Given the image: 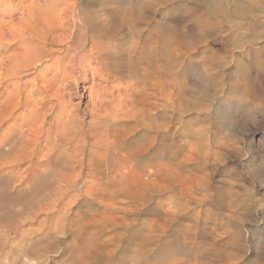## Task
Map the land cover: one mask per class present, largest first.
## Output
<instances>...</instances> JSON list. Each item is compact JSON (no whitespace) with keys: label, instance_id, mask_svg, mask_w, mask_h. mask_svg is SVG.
<instances>
[{"label":"bare ground","instance_id":"bare-ground-1","mask_svg":"<svg viewBox=\"0 0 264 264\" xmlns=\"http://www.w3.org/2000/svg\"><path fill=\"white\" fill-rule=\"evenodd\" d=\"M163 1H167V0H163ZM163 1H160V2H163ZM160 2H157V1L141 2L139 0H0V131L4 127V130L2 132H0V252L1 251L5 252L4 253L5 258L7 257L8 253H11V251L8 250L9 248L8 249L6 248V245H11L10 243L8 244L9 241L13 242V241H11L12 239L10 240L11 235L14 236V237L12 236V238H13V240H15L14 239L16 237L15 235L19 234L18 233L19 232V226L22 223V221L24 219H26V217L28 218V220H30L29 219L30 217H32V219L35 220L34 218H36V216H38V213L41 212V215L43 213V215L45 214L46 217L50 218L56 213L59 214V211H61V213L63 212V215L60 213L62 216L60 217V220L57 221V226H60L61 223L66 221V218L68 219V216L66 217V215H68L70 213V211H71L70 214H72L73 216L77 215L78 212L76 211L77 212L76 213L75 212L76 209L74 210V208L79 206L81 203H83L84 200H88L89 198H91L92 203H90L87 210L93 211L94 208L97 209L96 208L97 205L101 207L102 205H100V204L104 203V194L106 193V191H130L132 189L137 188V185H135V184L131 185V184L124 183L123 178H125V176H126L125 175V169H127V168L132 167L133 168L132 173L134 171L135 172L137 171L138 175L142 176L143 179H145V177L151 178V175L158 174L162 177L160 179L161 180L164 179L165 182H168V177H171V175H175V173L177 172L176 169H177L178 163H177V165H175L176 166V168H175V167H173L172 164L169 165L168 160H167V158L169 156L166 158L169 150L167 151V149L162 145V144H164V142L167 139L165 137H164L165 138L164 142H163V140L160 141V142H163V143H161V145L163 146L164 150L162 152V156H161V154H158L162 157V159L160 158L161 161H159V163H157V165H159V167L153 168L152 167L153 165L152 166L149 165L148 167H146L143 170L138 169L139 168L138 163L141 160L142 153H141V156L139 154L137 155L135 153L137 151H139L140 149H144L146 154H149L151 152V150H155V149H152V147L149 144H144L141 148L140 147L141 145L139 146L138 143H134L133 145H131L128 148L129 151H131L130 152L131 156H130V159H127L128 161L127 160L125 161L127 163L126 164H120L118 162V160H120L122 158V157H120V155L122 153L120 151L123 150L122 140L125 139L124 137H126L127 139H130L131 137L133 138L134 137L133 135H135L138 132L137 130H134V132H133L134 128L132 129V132L129 130L126 131V129L124 128V126H126V125L123 126L122 123L127 122V121L137 122L140 120L139 119V113L142 111L135 110V108L137 109L136 106H138L139 104L135 106V102L133 101V99L136 96L135 94H137L136 93L137 90L139 89V91H140V87H141L140 85H141V83H143V81L141 79H146V76H147L148 77L147 80L149 78L154 80V81H152V83H154V82L157 83L156 81H158V80L161 81L162 84L157 83V86L154 84V86H156L154 88H157V87L160 88V90L158 92H160L163 95V97L165 98L168 95V89H167L166 83L169 79V76H171V74L173 73L172 71L174 69H176V67H177L176 62H174L176 64V65L174 64L175 68L173 67V70L171 69V67L173 66V63L171 65L170 59H172L171 57H173L172 56L173 53L178 52V51L174 52V49L178 46H175V48H173V53H170L172 51V43H173L172 41L175 37L173 38V36H171L172 31H171V29H169V27L171 25L167 26L166 21H164L168 18V13L170 11L169 12H167V10L161 11V15L163 16V18H162L163 22L161 24L160 23L159 24L162 26L156 27V29H154L155 26L151 27V24L153 25V21H154V20H152V18H154V15L157 11V6L160 4ZM205 2L208 3L207 0H205ZM214 2H215L214 4H216L218 14L226 12L225 11L226 10V1L225 0H214ZM164 5L165 4H163V6ZM167 8H169V7L167 6L166 9ZM156 21H158V20H156ZM159 22H160V20H159ZM205 22H208V21H205ZM141 24H143L144 27H141ZM155 24L157 25V23H155ZM208 25H210V22L206 26L208 27ZM211 26L215 27L216 24L211 23ZM205 28L206 27H204V29ZM249 29L252 30V27L248 28V30ZM208 30H210V28ZM208 30H207V32H208ZM211 30L214 31V28ZM144 32L148 33V35L146 33L147 36L144 35L145 37L143 36ZM174 33L172 35H174ZM184 33H185V31H184ZM203 33H206V32L203 31ZM176 34H177V32H176ZM176 34L174 36H176ZM183 35L177 34L176 40L178 41L179 37H181ZM205 35L206 34H204V36ZM181 38L184 39L185 37H181ZM179 40L181 42H184L181 39H179ZM186 41H188V40L186 39ZM174 42H175V40H174ZM178 43L179 42H177V44ZM177 49L180 50L179 47ZM170 54H172V55H170ZM206 54L208 55L209 53H206ZM215 55H217V54H215ZM204 57H207V56L205 55ZM212 57L210 56L209 58H212ZM215 58H217V59H215L217 61L220 60L219 59L220 57L218 58V56H216ZM204 60L205 59H203V61ZM212 60H214V57ZM217 61H215V62H217ZM221 61H222V59H221ZM222 62H220V63H222ZM218 64H219V62H218ZM204 65H205V63H204ZM209 66H210V62H209ZM211 66H212V64H211ZM180 67H178V68H180ZM222 67H224V66H222ZM200 68H198V69H200ZM210 68H212V67H210ZM213 68L215 69V67H213ZM180 69H178V71ZM193 69L195 70V68H193ZM193 69L191 68V70H193ZM208 69H209V67H208ZM142 70H145L146 73L144 74V72ZM202 70H203V68L201 69V71ZM176 71H177V69H176ZM176 71L174 74L177 73ZM201 71H200V73H203ZM185 72H186V70H185ZM185 72H184V74H185ZM187 72H188V70H187ZM190 72L191 71H189V73ZM206 73H207V75H209L208 72H206ZM240 73H241L242 77H240L241 79H239V80H242L245 83L244 85L246 88L245 89L243 87L244 85L242 84L243 89H245V91H246V92L244 91V93H246L244 96L248 95L247 97H249V98L250 97L251 98L252 97L257 98L258 97L257 99L262 98V100H263V95L259 92L260 90L254 88L252 86V82L250 81L249 77L247 76L248 72L245 73L244 71H240ZM180 74H178V75H180ZM174 76L177 77V74ZM191 76H194V75L192 74ZM208 78H210V77H208ZM178 81H175V82H178ZM190 81L192 82V80H190ZM144 83H145V80H144ZM144 83H143V85H144ZM185 83H186V81H184V84ZM194 83H193V86L196 85V84L194 85ZM239 83L241 84V82L238 81L237 84H239ZM179 84H181V83H179ZM152 85H149V86H152ZM203 85H205L207 88L206 84H203ZM149 86H148V84L147 85L145 84V87L149 88ZM198 86H197V89L199 87H201V86H199V87ZM176 87H177V85H176ZM184 87H186V85ZM239 88H238V90L240 92L241 88L240 89ZM171 89H172V87H171ZM182 89L187 90L185 88H182ZM142 90H144V89H142ZM151 90L148 91V93L151 92ZM199 90H200V88H199ZM152 91H154V89ZM172 91H174V89H172ZM201 91L203 92V90H201ZM241 91H243V90H241ZM196 92H197V90H196ZM196 92L194 93V96H195ZM199 92H198V94H199ZM145 93H144L146 95L145 97L146 98L148 97L150 99V97L147 96V91ZM152 93H154V92H152ZM188 93H189V91H188ZM205 93L206 92H204L203 94H205ZM207 93H208V91H207ZM242 93L243 92H241V94ZM184 94H186V93H184ZM211 94H212V92H211ZM213 94H214V92H213ZM156 95H158V94H156ZM179 95L177 96L178 98H179ZM215 95H216V93H215ZM260 96H262V97H260ZM151 97L153 98L154 96L152 95ZM157 97L158 96H155L156 99H157ZM159 97L161 99V96H159ZM209 97H210V99H212L211 95ZM247 97H243V98H247ZM86 98H87V100H85ZM124 98H126V99H124ZM214 99H215V97H214ZM140 100L141 99H139L137 101H140ZM203 100H205V99H203ZM147 101H148V99H147ZM156 101H153V102L156 103ZM160 101H162V100H160ZM145 102H146V100H145ZM262 102H264V101H261L259 103H262ZM136 103H138V102H136ZM143 104H144V102H143ZM151 104H149V107ZM159 104H156V105L159 106ZM166 104H163V105L165 106ZM129 105L131 106V108H129ZM262 105H264V104L262 103ZM157 107H155V108H157ZM167 107H168V104H167ZM165 109H166V107H165ZM144 110L147 111V109H144ZM200 110H201V105H200ZM158 112H160V111H158ZM154 113H156V112H154ZM164 114H165V112L163 113V115ZM140 115H141V113H140ZM145 115H143V117ZM156 116L158 117V115H156ZM165 116H166V114H165ZM167 116H168V114H167ZM151 117H153V116H151ZM231 117H232V115H231ZM140 121H143V120H140ZM166 121H169V119H167ZM232 121H233V119H232ZM143 122L145 124L146 121H143ZM224 122L225 121H223V123ZM228 122L232 123L229 120H228ZM157 123L158 122H156V124ZM161 123H164V122H161ZM161 123H160V125H161ZM167 123H169V122H167ZM139 124H142V123L139 122ZM153 124L155 125V123H153ZM145 125H143V127H148L150 130H151V127H152V129H154V127H157V125L152 126L151 123L147 124V126H145ZM231 125L233 127V124H231ZM162 126L167 128V126H165L164 124ZM225 126L228 127V123ZM133 127H135L134 124H133ZM163 129H165V128H163ZM141 130H142V128H141ZM144 130H145V128L143 129V131ZM194 131H196V133L198 132L197 130H194ZM230 131H231V129H230ZM142 133H141V135H142ZM199 134H201V133L199 132ZM141 135L140 136L138 135L136 137V140H139L138 137H141ZM143 135H144V133H143ZM166 135H167V132H166ZM148 136H149V133H148ZM151 137H154V136H151ZM169 137L171 138V136H169ZM215 137H217V136H215ZM146 138H148L147 134H146ZM161 138H163V137H161ZM142 140H146V139L144 138ZM148 141H149V139H148ZM160 142H158V143H160ZM165 143H167V144H165V146L169 145L168 141ZM220 143H223V145H225L224 144L225 142H220ZM171 144H172V142H171ZM199 144H200V142H199ZM151 145H152V143H151ZM202 145L203 144H201L200 146L202 147ZM205 145H208V144H204V146ZM156 147H157V145H156ZM229 147L231 149V146H229ZM170 148H172V147H170ZM200 148L198 149L199 151L196 149L198 152H196V151L192 152L193 154H195V158L197 157L198 162L199 161L202 162L201 157L203 156V153H204L203 152L204 147L201 148L202 151H200L201 150ZM217 148L218 147L216 146V149ZM113 149L115 150L114 153H112L114 151ZM205 149H207V147H205ZM191 150H192V148L190 150H188V152L186 154L187 157L186 156L185 157L187 158V160H189L192 163V160H194V156L191 154ZM212 150H213V148H211V151ZM217 150L218 151L220 150V152L222 151L220 148ZM129 151H127V153H129ZM209 151H210V149H209ZM123 152H124V150H123ZM180 152H181V150H180ZM210 152H208V153H210ZM213 152H211V153H213ZM224 153H226V152L224 151ZM174 154H176V153H174ZM214 154L215 153H213V156L217 155V154H215V155ZM221 154L223 156L225 155V154H223V152L220 153V155ZM150 155H152L154 158L156 157L153 154H150ZM168 155H170V153ZM207 155H206L205 159H208L207 157L210 156V155L209 156H207ZM220 155L219 156L217 155V156L220 157ZM126 156H128V155H126ZM217 156H215V158H217V160H218L219 158ZM174 157H175V155H174ZM170 158H172V156H170ZM172 159L170 160V162H172ZM211 159H210V163L212 162ZM157 160H159V159H157ZM143 161H144V159H143ZM173 161L177 162L176 159ZM186 161H184V162H186ZM189 161H187V162L189 163ZM146 162H147V160H146ZM146 162L144 161V163H146ZM156 162H158V161H156ZM206 162H208V161H206ZM148 163H146V165ZM201 164L206 165L205 162H202ZM180 165L178 167H180ZM200 165L195 164L193 166V168H199V167H201ZM207 165H209V164H207ZM140 167H141V164H140ZM212 167H213V165H212ZM185 169H186L185 171H187V169H189V168H185ZM192 169H190V170H192ZM208 169H207V174H208ZM211 170L213 171V168ZM180 171L182 172L183 170H180ZM202 171H203V169H202ZM187 172H191V171H187ZM196 172H199V171H196ZM177 173L180 174V172H177ZM200 173H201V171H200ZM209 173L211 174V171ZM183 174L184 173L182 172V175ZM86 177L88 179H85ZM175 177H176V175H175ZM178 177H180V176H178ZM181 177H180V179H182ZM202 178H204V177L202 176ZM155 179H156V177H155ZM174 179L175 178H173V180ZM81 180H83V182H81ZM177 180L178 179H175L174 182H177ZM182 180H184V178ZM198 180H199V183H196V185H195V187L197 186L198 191H202L203 186L206 190H208V187L211 186L210 185L211 182L210 183L209 182H207V183L202 182L201 183V181H200L201 179H198ZM207 180H208V178H207ZM178 183H176V184L178 185ZM167 185H168V183H167ZM172 186L173 187L175 186V189H176V185H172ZM192 186L188 187L186 191H194L192 189ZM178 187H179V185H178ZM168 188H169V186H167L166 190H168ZM218 188H219V186H218ZM216 189H214V191ZM153 190L155 191L154 188H153ZM222 190L223 189H221V187H220V191H222ZM195 191H197V190H195ZM227 191H230V190H227ZM231 191H233V190H231ZM145 195H147V194H145ZM143 196H144V194H143ZM147 196H149V195H147ZM139 198H141V197H139ZM222 201H223V199H221V203H222ZM87 202L88 201H86L85 203H87ZM35 203L37 204V207H36L37 210L36 211L34 210L33 212L28 213L27 211L31 208L30 206L32 204L35 205ZM61 203L64 204L63 210H61L59 208ZM218 203H220V202H218ZM141 204H143V203H141ZM183 204H182L183 208L184 207L186 208L187 204H185V206ZM162 206L164 208V204ZM159 207H160V204H159ZM219 207H220V205H219ZM134 208L133 209L131 208V209L132 210L137 209V208H135V209ZM180 208H182V207H180ZM147 209H148V207H147ZM182 209H181V211H182ZM184 209H183V212H184V214H186ZM87 210H86V212H87ZM150 210H151V208H150ZM96 211H98V210H96ZM145 211H147V210H145ZM179 211L180 210H178V212ZM148 212H149V210H148ZM137 213H138V209H137ZM150 213L151 212H149L147 214H150ZM155 213H156V211H155ZM175 213H177V212H175ZM39 215H40V213H39ZM72 215L70 217H72ZM161 215H160V217L165 221L164 223H166V222H168L174 218V217L168 218V214L165 213V211H164V213H161ZM156 216H158V215H156ZM212 216H210V218H212ZM99 217H101V216H99ZM179 217L182 218L183 216H179ZM188 217H189V215H188ZM75 218H77V217L75 216ZM141 218H142V216H141ZM136 219L134 221H136ZM138 219H139V216H138ZM151 219L152 218L149 219V222ZM158 219H159V217H158ZM178 219H176V220H178ZM77 220H80V219H77ZM157 221L159 223L163 222V221L160 222V220H157ZM179 221H180V219H179ZM97 222H99V224H100V220H98ZM145 222H147V221H145ZM151 222H153V221L151 220ZM23 223H24V221H23ZM23 223H22V225L25 224V223L24 224ZM173 223H174V221H173ZM127 224H128V222H127ZM147 224H149V223H147ZM151 224L153 225V223H151ZM175 224H177V223H175ZM22 225H21V227H22ZM142 225H143V227H141V228H144L145 224L142 223ZM186 226L189 227L188 225H186ZM186 226H185V228H186ZM170 227H171V225H170ZM181 227H183V226H181ZM46 228H48V227H46ZM161 228L157 229V230H159V231L163 230L164 226H163V229H161ZM175 228H172V229L174 230ZM57 229H59V228H57ZM137 229H139V228H137ZM145 229H147V228H145ZM154 230H156V228ZM166 230H168V229H166ZM180 230H178V228H177L178 233ZM186 230H189V229H186ZM190 230H191V227H190ZM149 231H150V229H149ZM25 232H28V231L26 230ZM29 232H30V230H29ZM29 232L27 234H29ZM102 232H104V231H102ZM121 233L123 234V232H121ZM121 233L119 235H121ZM139 233H140V231H139ZM139 233H138V231L133 233L135 238H137V237L141 238L142 237V241H143L144 245L150 243V241H151L150 237L153 233H151V234L148 233V235H143V234H141V233L139 234ZM154 233H155V231H154ZM165 233L167 234V231ZM170 233H172V232H170ZM174 233H176V231ZM174 233H172V234H174ZM27 234H26V236L30 235V234L29 235H27ZM98 234L100 235V233H97V235ZM145 234H147V233H145ZM22 235L25 236L23 233H22ZM162 235H163V233H162ZM175 235H177V234H175ZM200 235L202 236L201 233H200ZM134 236H133V238H134ZM154 236L152 235V237H154ZM170 236H171V234H170ZM188 236H189V234H188ZM188 236H186V238H188ZM25 237L20 239L21 240L20 244L18 243L19 240L18 241L15 240L14 242L15 243L17 242L16 244H19L22 247L21 242H24ZM159 237H162V236H159ZM180 238H182V236L179 237V239ZM33 239L34 238H32V240ZM36 239H37V237H36ZM168 239L171 240V239H173V237L168 238ZM174 239H176V238H174ZM158 240H160V239H158ZM126 241H128V240H126ZM129 241H130V239H129ZM154 241H156V240H154ZM162 241H166V240L163 239ZM179 241H182V240H179ZM189 241H190V239H189ZM172 242H169V240H168V243L171 244ZM175 242H178V240ZM121 243H120V245H121ZM158 243H159V241H158ZM180 243H182V242H180ZM170 244H169V247H171V249H172V245L170 246ZM172 244H175V243L173 242ZM188 244L190 245V243H188ZM188 244H187V246L189 248ZM200 244H202V243H200ZM14 245L15 244H13V246ZM126 245L128 246L129 244L127 243ZM130 245H132V243H130ZM156 245L157 244L155 243L154 246H156ZM175 245H177V243ZM23 246H24V244H23ZM137 246H138V244H137ZM137 246L133 247L134 250H135V247H137ZM180 246H184V242H183V245H180ZM16 247L17 248L19 247V249H20V246L17 245ZM16 247L14 246L13 249H15ZM25 247H27V245ZM122 247H123V243H122ZM128 247L130 248L131 246H128ZM176 247H178V246H176ZM5 248L9 251L8 253H7V250L5 251ZM34 248H37V246ZM179 248H177L178 251L181 250L183 247L181 249H179ZM184 248H185V246H184ZM188 248H186V251ZM10 249H11V247H10ZM39 249L40 248L38 246V250ZM45 249H46V247H45ZM45 249H43V250H45ZM150 249H152V247ZM159 249L163 250L164 248L162 246V248L159 247ZM159 249H158V252L156 251V253H159V251H160ZM194 249H195V247H194ZM27 250H29V249H27ZM46 250H48V249H46ZM125 250H126V248H125ZM127 250H129V249H127ZM190 250L188 249V251H190ZM16 251H18V249H16ZM24 251H23V254H21V252H19V253L21 255H24ZM34 251L37 252L36 249ZM135 251H137V250H135ZM135 251L133 253L138 252V251L137 252H135ZM168 251L172 252L173 250L172 251L168 250ZM188 251H187V253H185V255L188 254ZM192 251H193V249L190 252L193 253L194 251L193 252ZM201 251H203V250H201ZM201 251H200V254H202V253L204 254V251L202 253H201ZM35 252H34V254H35ZM130 252L132 253V251H130ZM165 252H167V251H165ZM19 253L18 252L16 253L17 256ZM38 253H39V251H38ZM125 253H123V254L126 255ZM176 253L179 255V252H176ZM13 254L15 255L14 252H13ZM13 254H11V255H13ZM31 254H29V255H31ZM41 254H42V252H41ZM121 254L119 256L123 257V255H121ZM144 254H146V253H144ZM150 254H152V253H150ZM173 254H175V252H173ZM194 254L195 255L197 254L196 256H198V253H194ZM21 255H19V256H21ZM38 255H40V254H38ZM163 255H165V254H163ZM128 256L131 257V255H129V254L127 256H124V257L126 258ZM144 256H146V255H143L142 258H144ZM169 256H170V253H169ZM187 256L188 255H186V257ZM189 256H191V255H189ZM12 257L15 258L16 255H15V257L14 256H12ZM12 257H11V259H12ZM22 257H19V258L22 259ZM160 257H162V256H160ZM165 257L168 258V256H165ZM173 257H174V255H173ZM191 257H193V256H191ZM35 258H38V257L35 256ZM135 258H137V257L134 256V259ZM151 258L152 257H150L148 259H151ZM21 259L19 260V263L21 262ZM134 259H132V260H134ZM145 259H147V257ZM6 260H8V259H6ZM10 260H8V262ZM16 260H17V257H16ZM127 260L129 261V259H127ZM137 260H139V259L137 258ZM137 260L135 259L136 262H138ZM151 260H153V259H151ZM185 261L186 260H184V262ZM8 262H6V263H8ZM12 262L15 263L16 261H12ZM126 262H124V263L126 264ZM136 262H134V263L136 264ZM22 263H23V261H22ZM124 263H122V264H124ZM1 264H5V263L2 262ZM16 264H17V262H16Z\"/></svg>","mask_w":264,"mask_h":264},{"label":"rangeland","instance_id":"rangeland-1","mask_svg":"<svg viewBox=\"0 0 264 264\" xmlns=\"http://www.w3.org/2000/svg\"><path fill=\"white\" fill-rule=\"evenodd\" d=\"M139 1L160 2L163 0H159V1L139 0ZM207 1L208 3H206L205 0H171V1L167 0L160 2V4L157 6L158 12L156 11L154 18H152V20L154 21H153V25L151 24V27L155 26L154 29H156V27L162 26L160 25L163 22L162 21L163 16L161 15V11L162 10H167V12L170 11L168 13V18L164 21H166L167 26L171 25L169 27V29H171L172 31L171 36H173V38L175 37L172 41L173 42L172 51L170 53H173V48H175V46H178L180 49L178 50L177 49L178 47H176L175 48L176 50L174 49V52L176 51L178 52L173 53V55L170 54L173 56L171 57L172 59H170L171 65L173 63L171 69L173 70V67L177 64L176 65L177 71L176 69H174L177 72L176 73L177 77L174 76L176 75L174 74L175 71L171 70L173 73L172 74L170 73L171 76H169V79L166 83L168 89V95L165 98L160 92H158L160 88L158 87L154 88L157 86V83L162 84L161 81L157 79L158 80L156 81L157 83L155 82L152 83V81L154 80H152L151 78L147 80L148 78L147 76L146 79H141L143 83L145 80V83L144 85L143 83H141L140 85L141 87L139 86L141 92L139 91V89L137 90L136 92L137 94H135L136 96L134 97L133 101L135 102V106L139 104L138 106L140 108L136 106L137 109L135 108V110L142 111L140 112L141 115L139 113V119L146 121L145 122L146 125L144 124L143 121L140 120L137 121L138 123L135 121L134 122L127 121L122 123L123 126L126 125L124 126L126 131L129 130L132 132V129L134 128L133 132L134 130H137L138 132L135 135H133L134 136L133 138L131 137L130 139H127L126 137H124L125 139L122 140V147L124 152L123 150L120 151L122 152L120 157L123 158V159L121 158L122 160L119 158L120 160H118V162L120 164H126L127 162L125 161L127 159H130L131 151H129L128 148L131 145H133L134 143H138V145L139 146L141 145L140 147L142 148L144 144H149L152 147V149L155 150H151L149 154H146L144 149H140L135 153L137 155L139 154L140 156L142 153L141 160L138 163L139 168L138 167L137 168L139 170H143L149 165L151 166L153 165L152 166L153 168L154 167L157 168L159 167L157 163H159V161H161L162 159L161 156L164 150L163 148L164 146L167 149V151L169 150L166 156V158L169 156L167 158L169 165L172 164L173 167L176 168L175 165H177V163L178 166L181 164L180 167L177 166L176 169L177 172H180V174L176 172L177 173V174L175 173L176 177L175 175H171V177H168V182H165L164 179L162 180L160 179L162 177L158 174L151 175V178L145 177V179H143L142 176L138 175L137 171L136 172L134 171L132 173L133 170L132 167L127 168L125 169L126 176L125 178H123L124 183L131 185L135 184L137 185V188L132 189L130 191H106V193L104 194V203L100 204L102 205L101 207L97 205L96 206L97 209L95 208L93 209L94 212L87 210L90 203H92L91 198H89L88 200H84L83 203H81L79 206L74 208V210L76 209L75 212L76 211L78 212V213L76 212L77 215L73 216L72 214H70L71 211L69 213L70 215L69 214L66 215V217L68 216L69 220L71 219L70 220L71 222L66 218V221L61 223L60 226H57V221L60 220V217L63 215V212L61 213V211H59V214L56 213L52 217H50L51 219L46 217L45 214L43 215V213L41 215V212H39L40 215L38 213V216H36V218L33 217L35 220H33L32 217H30L29 218L30 220H28V218L26 217V219L23 220L25 224L22 221L24 225H22V223L20 224L19 232H18L19 234L15 235L16 237L14 239L16 241L19 240L18 243L20 244L21 241L20 239L25 237L26 234L29 232V230H30L29 232L30 235L27 234L29 236H26L24 242H21L22 247L21 245L16 244L17 242L16 243L14 242L15 240H13L12 238L13 235H11L10 240L12 239L11 241L13 242L9 241L8 244L10 243L11 245H6V248L7 249L9 248L8 250L11 251V253H8L9 251L5 248V251L7 250V253L9 254V255L7 254V257L5 258V254H4L5 252L1 251L0 264L2 262H4L5 264H10L12 261H16L17 264H24V263L25 264H32V263L33 264H122L127 261L126 264H131L133 261L136 262L135 259L137 260V258L139 260H137L138 262H136V264L138 263L139 264H145V263L146 264H182V263L183 264L186 263L187 264H264V105H262V103L264 104V102L259 103L261 101H264V0H225L226 12L221 14H218L216 4H214L215 3L214 0H207ZM163 4L165 5L163 6ZM167 6L169 8L166 9ZM209 22L210 25H208V27L210 28V30H208L209 28L206 26L207 24H209ZM155 23H157V25ZM211 23H215L216 28L212 27ZM203 26L206 28L204 29ZM141 27H144V25L141 24ZM250 27H252V30L250 29L248 30V28ZM213 28L214 31L211 30ZM202 30L206 33H203ZM176 32L177 34H181V35L184 34L185 36L183 35L181 37H185L188 41H186L185 38L183 39L181 37H179V39H181L184 42H181L179 39L177 41ZM146 33L147 32H144L143 36L144 35L147 36L148 33L147 35ZM173 33L174 35L176 34V36L172 35ZM204 34L206 35L204 36ZM177 42L179 43L181 42V43L177 44ZM206 53L209 54L207 55ZM205 55L207 57H204ZM210 56L211 57L213 56L214 60L217 59L215 57L218 56V58L220 57L219 58L220 60L219 59H218L219 61L215 60L217 61L215 62L214 60H212L213 57L209 58ZM203 59L205 60L203 61ZM221 59L223 62L221 61ZM174 62H176V64ZM209 62H210V66H209ZM178 67H180L182 70ZM213 67H215V69ZM191 68L192 69L195 68L196 71L194 69L191 70ZM202 68L204 71L203 70L201 71ZM178 69L180 70L178 71ZM199 70L203 73H200ZM142 71L144 72V74L146 73L145 70ZM189 71L191 72L189 73ZM240 71H244L245 73L248 72L247 76L252 82V86L260 90L259 92L263 95V100L262 98L257 99L258 97L249 98L247 97L248 95L244 96L246 94L244 93L246 88L244 85L245 83L242 80H239L241 79L240 77H242ZM206 72H208L209 75H207ZM190 74L191 75L193 74L194 76H191ZM190 80H192V82ZM175 81H178L181 84ZM184 81H186L185 84ZM238 81L241 82V84L239 83L241 86L237 84ZM193 83L194 85L196 84L195 85L196 87L193 86ZM145 84L146 85L148 84V86L152 84L153 85L149 86L148 88L145 87ZM154 84L156 86H154ZM203 84H206L207 88ZM242 84L244 85L243 87L245 89H243ZM185 85L186 87H184ZM198 85L201 86L202 88L199 87ZM197 86L200 88V90L199 88L197 89ZM171 87L172 89H174V91H172ZM237 87L238 88L240 87L241 90L243 91L240 90L239 92ZM182 88H185L187 90H184ZM151 89L152 90L154 89V91H152ZM195 89L197 90V92ZM150 90L151 92L148 93V91ZM201 90H203V92ZM146 91H147V96H149L150 99L148 97L147 98L145 97ZM207 91L209 94L207 93ZM195 92L197 95L195 94L194 96ZM204 92L206 93L203 94ZM211 92L212 94L214 92L213 94L214 96L211 94ZM241 92L243 93L241 94ZM152 95L154 96L153 98L151 97ZM178 95L179 98L177 97ZM210 95L213 100L210 99L209 97ZM155 96H158L157 99L155 98ZM159 96H161V99ZM243 97H247V98H243ZM139 99L141 100L137 101ZM85 100H87V98ZM153 101H156V103ZM166 103L168 104V107ZM149 104H151L150 107ZM156 104H159V106ZM163 104L166 105L164 106ZM199 104L201 105V110ZM129 108H131L130 105ZM144 109H147V111ZM163 111L165 112L166 116L165 114L163 115L164 113ZM143 115L145 116L143 117ZM156 115H158V117ZM231 118L233 119V121ZM167 119H169V121H166ZM228 120L232 123H229ZM155 121L158 123L156 124ZM223 121H225L226 123L225 122L223 123ZM139 122L142 124H139ZM152 122L155 123V125ZM150 123L152 124V126L157 125V127H154V129H152L151 127V130L148 127H143V125L147 126V124ZM227 123H228V127L225 126L227 125ZM133 124L135 125V127H133ZM163 124L167 126V128L162 126ZM231 124H233V127ZM144 128L145 130L143 131ZM3 130L4 127L1 129L0 132H2ZM194 130H197L198 132L196 133V131ZM142 132L144 133V135ZM199 132L201 134H199ZM145 133L147 134L148 138H146ZM138 135L139 136L141 135V137H138L139 140H136V137ZM169 136H171V138ZM215 136H217L218 138ZM164 137L167 138L166 141ZM141 138L142 139L145 138L147 141L142 140ZM162 140L163 142L168 141L169 145L168 146L166 145L167 146L166 147L165 144L167 143L164 142L162 146L161 143L163 142H160ZM220 142H225L224 143L225 145H223V143ZM197 144L199 146L203 144L202 147L200 146L201 148L204 147L203 148L204 153L202 152L203 158L201 157V161L205 162L206 165L201 164L202 162L200 161L198 162L197 157L195 158V154L192 153L195 151L196 152L199 151L198 149L200 147ZM204 144H208V145L204 146ZM216 146L218 147L217 149L220 148L222 151L221 152L220 150L218 151L216 149ZM229 146H231V149ZM205 147H207V149H205ZM191 148H192L191 154L194 156V160H192V163L186 158L187 157L186 154L188 150H190ZM208 148L210 149V151L211 148H213L211 152L214 151L213 153L217 154L218 156L220 155V153L223 152V154H225L224 155L225 157L222 154L220 155V157L214 154L219 158L217 160V158L213 156V153H211ZM127 151H129V153H127ZM200 151H202V149ZM224 151L226 153H224ZM114 152L115 150L112 153ZM208 152H210L212 155ZM169 153L170 155H168ZM150 154L155 155L156 159ZM158 154H161V156ZM174 155L176 158L174 157ZM206 155L207 156L210 155L209 157H207L208 159H205ZM170 156H172L173 159L170 158ZM143 159L145 162L147 160L146 163L148 162L149 163L146 165ZM171 159L172 162H170ZM175 159L177 160V162L173 161ZM210 159L212 161L211 163H210ZM186 160L189 161V163ZM193 162L196 165L201 164L200 165L201 167L193 168V166L195 165ZM211 164L213 165V167ZM185 168H189L187 169V171H191V172L185 171L186 170ZM212 168L213 171L211 170ZM207 169H208V174L210 176L207 174ZM180 170H183L182 171L184 173L183 175ZM200 171L203 175L200 173ZM210 171L211 174L209 173ZM177 175L180 177L182 176L181 178L182 179L184 178L185 181L180 179V177H178ZM202 176L204 178H202ZM172 177L178 179L177 182H174L175 179L173 180ZM85 179L88 178L86 177ZM198 179H201L200 180L201 183L211 182L210 183L211 186L208 187V190H206L203 186L202 191H198L197 186L195 187L196 183H199ZM81 182H83V180H81ZM176 183H178L179 187ZM172 185H176L177 190L175 189V186L173 187ZM167 186H169L168 188L169 191L166 190ZM191 186L194 191H186L187 188ZM220 187L224 191L223 190L220 191ZM153 188L155 189V191L153 190ZM214 189L216 190L214 191ZM143 194L145 197L143 196ZM221 199H223L222 201L223 204L221 203ZM86 201L88 202L85 203ZM163 204H164V208L162 206ZM182 204L184 206L185 204H187L186 208L184 207L185 209L183 208ZM63 205L64 204L61 203V205L59 206L61 210H63ZM30 207L31 208L27 211L28 213L37 210L36 203L35 205L32 204ZM134 207L138 209V213H137V209L132 210ZM180 207H182L185 210L186 214H184L183 209ZM148 210L149 212H151L150 214H147L149 213ZM178 210L180 211L178 212ZM164 211L165 213L168 214V218L170 217L171 218L174 217V218L164 223L165 221L160 217L161 213H164ZM71 215L72 217H70ZM75 216L77 218H75ZM179 216H183V217L181 218ZM210 216H212V218H210ZM149 217L152 218L151 220L153 222H151V220L149 222L150 219ZM178 218L180 219V221ZM135 219L136 221H134ZM98 220H100V224L99 222H97ZM157 220L163 222L159 223ZM142 223L145 224L144 228H141L143 227ZM151 223H153V225ZM186 225H188L189 227H187ZM163 226L165 230L168 229L166 230L167 234L165 233L166 231L163 229ZM137 228H139L140 230ZM155 228L156 230L160 228L163 229L164 231L163 230L160 231L163 233L164 236L159 230L157 231L154 230ZM172 228H175L174 230L176 231V233H174L175 231ZM177 228L178 230L181 229L179 233L177 231ZM26 230L28 232H25ZM102 231H104L105 233ZM136 231H138V233L140 231V233L143 235H148V233L149 234L153 233L152 234L153 236L155 234L156 235L154 236L155 238L152 237L151 235L150 238L152 242L150 241V243L144 245L142 241V237L135 238V236L133 235V233ZM121 232H123V234ZM168 232L169 233L172 232L174 234L170 233L171 234L170 236ZM22 233L25 236H23ZM97 233H100V235L99 234L97 235ZM120 233L121 235H119ZM200 233L202 234V236L200 235ZM158 235L162 237H159ZM35 236L37 237V239ZM133 236L135 239L133 238ZM181 236L182 238L179 239V237ZM186 236H188V238H186ZM167 237L168 238L173 237V239L170 240ZM32 238H34L33 239L34 241L32 240ZM163 239H165L166 241H162ZM126 240H128L129 242ZM154 240H156L157 242ZM168 240L169 242L173 241L175 244L177 243V245L172 244L173 242L171 244L168 243ZM174 240L175 241L178 240V242H175ZM121 242L123 243V247ZM183 242L185 248L184 246H180L183 245ZM199 242L202 244H200ZM127 243L129 244L128 246H131L130 248L126 245ZM130 243H132V245H130ZM155 243L157 244L156 245L157 247L154 246ZM188 243H190V245ZM13 244H15L14 245L15 247L17 245L20 246V249L22 248L23 250L22 249L20 250L19 247L13 249L14 247ZM169 244L170 246L172 245V249L171 247H169ZM187 244L189 245V248ZM26 245L27 247H25ZM36 246L37 248H34ZM38 246L40 248L39 250H38ZM134 246H137L135 247V250H137L138 252L134 250L133 248ZM158 246L160 248H162L163 246L164 249L160 250ZM10 247L12 250L10 249ZM45 247L48 250H46ZM151 247L152 249H150ZM177 248L179 249L182 248L181 249L182 251L181 250L178 251ZM186 248H188L189 250L193 249L194 251V252L192 251L193 253H191L190 252L191 250L188 251L187 249L188 251V254H186L188 255L187 257L185 255V253H187ZM16 249H18V251H16ZM35 249L36 251L38 250L39 253L38 251L35 252L34 251ZM127 249L132 251V253ZM158 249L160 251L159 253H156V251L158 252ZM167 249L173 251L169 252ZM133 250L137 253H133L134 252ZM201 250L204 251V254L202 253L203 251ZM12 251L15 253L17 260ZM23 251L26 257L24 255H21L23 254ZM200 251L202 254H200ZM17 252L18 253L21 252V254L19 253L17 256L16 254ZM122 252L123 253L126 252L125 253L126 255H124ZM173 252H175V254H173ZM176 252H179V255ZM162 253L165 255H163ZM171 253L174 255V257ZM194 253H198V256H196L197 254L195 255ZM29 254H31L32 256ZM120 254L123 255V257L119 256ZM128 254L131 255V257L130 256L126 257L127 259H129V261L124 257L127 256ZM143 255L146 256L142 258ZM12 256H14L15 258H13ZM35 256L38 258H35ZM134 256L137 258L134 259ZM165 256H168V258ZM19 257H22V259ZM146 257L147 259H145ZM150 257H152L151 259L153 260L148 259ZM6 259L8 260L11 259L12 261L10 260L8 262V260ZM20 259L21 262L19 263ZM184 260L186 261L184 262ZM16 262L15 263L12 262L11 264H16ZM134 262L132 264H135Z\"/></svg>","mask_w":264,"mask_h":264}]
</instances>
